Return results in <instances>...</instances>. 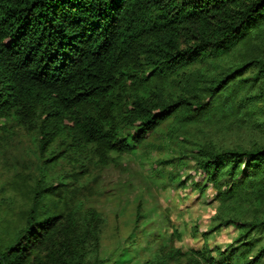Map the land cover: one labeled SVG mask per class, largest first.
I'll use <instances>...</instances> for the list:
<instances>
[{"label": "trees", "instance_id": "trees-1", "mask_svg": "<svg viewBox=\"0 0 264 264\" xmlns=\"http://www.w3.org/2000/svg\"><path fill=\"white\" fill-rule=\"evenodd\" d=\"M15 130L34 160L0 187L27 201L23 225L0 232V264L114 263L89 205L105 195L100 174L119 166L111 154L161 156L163 139L176 155L154 161L166 175L153 182L183 186L193 160L192 189L211 188L217 208L206 231L190 229L200 248L160 244L142 264H260L264 244L237 256L264 236V0H0L1 153ZM242 133L255 138L219 144ZM144 218L138 202L130 234ZM230 226L238 246L212 248Z\"/></svg>", "mask_w": 264, "mask_h": 264}, {"label": "rangeland", "instance_id": "rangeland-1", "mask_svg": "<svg viewBox=\"0 0 264 264\" xmlns=\"http://www.w3.org/2000/svg\"><path fill=\"white\" fill-rule=\"evenodd\" d=\"M4 151L0 152V187L5 181L6 175H11L9 167L18 168L25 172L29 162L34 160L33 147L28 136L15 130L5 137ZM255 135L242 133L237 137L224 138L219 144L233 147L237 144H249ZM218 138H216L217 140ZM149 141L160 143L159 140ZM164 141V142H163ZM163 152L151 150L149 158L142 155L140 150H133L130 154L115 155L110 157L118 160L119 166H110L101 172L99 186L105 192L104 197L98 201L89 203L101 211L106 219V228L102 238L100 256L103 259L111 258L112 264H142L149 258L157 247L162 244L165 247L174 244L183 250L188 248H200L202 240L199 236L192 238L189 234L193 226H198V232L206 231L211 222L217 203L211 201L213 190L208 188L200 196L196 189H192L193 183H200L201 176L195 170L194 161L188 160V166L179 168L183 186L170 185L163 182H153L150 175H166L157 173L154 169L156 159H170L176 152L163 139ZM214 141V134H213ZM216 142V141H215ZM171 170L170 166L166 167ZM140 202L144 212V220L138 237L130 234L134 219L135 204ZM27 201L24 198H9V193L0 191V232L8 225L16 230L23 225L19 212L26 209ZM176 228L181 238L172 235V229ZM4 235V234H3ZM2 235V236H3ZM237 231L233 227H227L209 237L210 246L217 251H223L229 247L235 248ZM253 247L250 250L243 249V255L237 256V260L244 262L252 257L258 247L264 244V236L251 238ZM217 253L214 251V257ZM231 258V262L235 260ZM233 263V262H232ZM260 264H264V258Z\"/></svg>", "mask_w": 264, "mask_h": 264}]
</instances>
